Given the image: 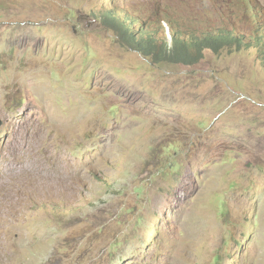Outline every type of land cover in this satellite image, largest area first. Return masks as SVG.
Listing matches in <instances>:
<instances>
[{
    "label": "rangeland",
    "instance_id": "374dc122",
    "mask_svg": "<svg viewBox=\"0 0 264 264\" xmlns=\"http://www.w3.org/2000/svg\"><path fill=\"white\" fill-rule=\"evenodd\" d=\"M255 11L0 0V264H264V57L162 61L123 34L144 21L171 45L169 18L255 36Z\"/></svg>",
    "mask_w": 264,
    "mask_h": 264
},
{
    "label": "trees",
    "instance_id": "16d2710c",
    "mask_svg": "<svg viewBox=\"0 0 264 264\" xmlns=\"http://www.w3.org/2000/svg\"><path fill=\"white\" fill-rule=\"evenodd\" d=\"M256 27L254 31L264 30V23L260 22V16L256 11L253 14ZM114 18V17H112ZM118 18V17H117ZM252 23V20H250ZM119 24L122 28L126 25V20H121ZM167 22L170 27L169 40L171 45L162 37H158L153 32L157 29L153 25H149L143 21L140 28L136 29V25L132 28L135 30L126 29L125 36L129 35L127 41L129 44L142 52L145 55L154 54V56L162 61L194 63L204 55L205 49L220 51L224 48L240 49L242 45L246 48L257 47L259 56L264 57V32L252 36V34H244L238 29H230L229 27L222 26L219 23H212L207 25L202 22L192 20L181 23L179 20L172 21L168 18ZM135 24L134 17L128 24ZM163 24V25H162ZM117 27V24L115 25ZM127 26V25H126ZM160 27H164L163 22H159ZM146 28H150L151 32H145ZM250 28H252L250 26ZM161 40V41H160Z\"/></svg>",
    "mask_w": 264,
    "mask_h": 264
},
{
    "label": "clouds",
    "instance_id": "9594fccd",
    "mask_svg": "<svg viewBox=\"0 0 264 264\" xmlns=\"http://www.w3.org/2000/svg\"><path fill=\"white\" fill-rule=\"evenodd\" d=\"M249 12V11H248Z\"/></svg>",
    "mask_w": 264,
    "mask_h": 264
}]
</instances>
